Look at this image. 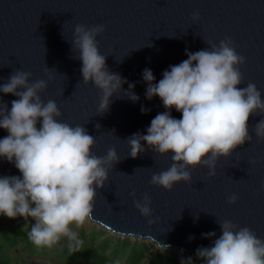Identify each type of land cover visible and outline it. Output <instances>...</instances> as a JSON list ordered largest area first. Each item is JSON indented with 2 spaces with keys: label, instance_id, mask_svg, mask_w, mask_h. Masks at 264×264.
<instances>
[{
  "label": "water",
  "instance_id": "1",
  "mask_svg": "<svg viewBox=\"0 0 264 264\" xmlns=\"http://www.w3.org/2000/svg\"><path fill=\"white\" fill-rule=\"evenodd\" d=\"M197 12L199 19L193 20ZM76 24L104 25L96 38L99 50L107 56L108 69L127 81L103 114H97L100 92L82 82V61L71 49ZM225 38L245 57L239 66L243 83L238 87L254 83L264 99V0H0V84L17 70L30 72L29 82L51 77L39 93L41 99L56 102L62 121L87 129L96 140L91 151L98 157L115 148L120 161L97 191L89 222L117 236L167 246L164 249L205 264L195 252L222 234L217 220L248 227L264 239V139H257L253 131L264 116L249 118L252 140L219 158L214 176L207 175V168H190L191 182H179L171 191L150 184L152 174L171 165V153L157 155L142 142L145 152L132 158L127 138L146 134L151 120L165 111L159 97L146 99L143 70L151 69L153 83H158L170 65L187 59L186 50L207 49L206 41L218 46ZM129 83L135 85L136 102L123 96ZM14 99L0 93V103L9 110ZM171 115L181 118L174 108ZM7 135L0 129V138ZM20 175L14 163L0 158V176ZM145 193L153 211L148 219L156 220L154 224H148L133 205V199L140 200ZM233 194L238 199L229 204L227 198ZM209 232L216 236L204 238Z\"/></svg>",
  "mask_w": 264,
  "mask_h": 264
},
{
  "label": "clouds",
  "instance_id": "2",
  "mask_svg": "<svg viewBox=\"0 0 264 264\" xmlns=\"http://www.w3.org/2000/svg\"><path fill=\"white\" fill-rule=\"evenodd\" d=\"M192 19L198 20L199 13H193ZM104 30L102 24H76L71 41V49L77 54L74 58L82 61V82L91 83L100 92L97 114L109 109L110 98L127 83L108 69L107 56L99 50L96 38ZM206 43L207 49L194 53L186 50L187 59L170 65L158 83H153L151 69L142 72L146 99L159 97L165 111L151 120L146 134L137 132L127 138L128 155L136 158L144 153V144L157 155L171 153V165L150 179L151 185L166 191L179 182L190 183V168H207V175L214 176L219 158L229 157L252 140L249 118L264 116V99L256 85L238 87L243 83L239 66L245 57L237 54L233 41L225 38L218 46ZM49 71L46 67L45 72ZM30 77V72L17 70L0 84V93L17 97L11 101L10 110L6 103H0V129L8 133L0 138V158L14 163L21 174L0 176V215L34 220L28 237L37 246L51 248L66 237L70 252L76 253L84 242L71 225L80 227L92 219L97 191L105 186L109 171L120 159L111 147L102 157L92 153L96 140L87 129L62 121L56 102L41 99L39 93L47 88L51 77L29 82ZM134 87L129 83L128 91L123 92L132 102L139 99L132 91ZM173 108L181 113L180 119L171 115ZM145 111L142 107L141 112ZM253 131L257 139H264V119ZM131 195L135 197V193ZM237 199L233 194L227 202L234 204ZM133 205L148 224L157 222L148 219L153 211L147 193L140 200L134 198ZM217 223L222 234L211 246L196 249L198 259L205 264H264V239L231 221ZM203 236L212 238L216 233ZM156 247L164 250L167 246ZM181 264H193L192 258L182 259Z\"/></svg>",
  "mask_w": 264,
  "mask_h": 264
},
{
  "label": "trees",
  "instance_id": "3",
  "mask_svg": "<svg viewBox=\"0 0 264 264\" xmlns=\"http://www.w3.org/2000/svg\"><path fill=\"white\" fill-rule=\"evenodd\" d=\"M33 223L31 218L0 215V264H181L190 257L149 241L114 235L89 221L71 225L84 242L79 252H70L66 237L51 248L37 246L28 237Z\"/></svg>",
  "mask_w": 264,
  "mask_h": 264
},
{
  "label": "rangeland",
  "instance_id": "4",
  "mask_svg": "<svg viewBox=\"0 0 264 264\" xmlns=\"http://www.w3.org/2000/svg\"><path fill=\"white\" fill-rule=\"evenodd\" d=\"M91 223V222H90ZM91 224H93V223H91ZM93 225H95V224H93ZM97 226V225H96ZM2 239H6L5 237L4 238H1V240ZM142 241H144V240H142ZM194 260V259H193ZM195 262H196V260H194ZM197 263V262H196Z\"/></svg>",
  "mask_w": 264,
  "mask_h": 264
}]
</instances>
